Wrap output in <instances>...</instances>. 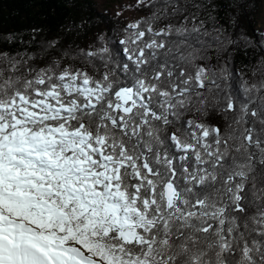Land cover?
Instances as JSON below:
<instances>
[{"label": "snow or ice", "instance_id": "obj_1", "mask_svg": "<svg viewBox=\"0 0 264 264\" xmlns=\"http://www.w3.org/2000/svg\"><path fill=\"white\" fill-rule=\"evenodd\" d=\"M134 7L43 66L0 35V264H264V28Z\"/></svg>", "mask_w": 264, "mask_h": 264}, {"label": "trees", "instance_id": "obj_2", "mask_svg": "<svg viewBox=\"0 0 264 264\" xmlns=\"http://www.w3.org/2000/svg\"><path fill=\"white\" fill-rule=\"evenodd\" d=\"M262 1L246 0L247 7L241 11L232 0H214L218 5L215 15L225 27H229L230 16L238 15L240 27L255 38L253 29H259L256 25ZM133 8L141 14L139 18L149 15L151 11ZM125 25L120 15L109 10H98L93 0H0V35L12 33L16 36V41L5 45V49L32 54L38 66L54 58L59 59L63 50L70 46L87 47L95 36L101 34L119 48L116 42L124 35ZM33 29L38 31L33 32ZM53 40L57 41L56 46L48 47ZM259 57H264V51L250 50L247 57L242 53L237 54L235 69L247 72L243 65L251 66ZM63 63L69 61L65 59Z\"/></svg>", "mask_w": 264, "mask_h": 264}, {"label": "rangeland", "instance_id": "obj_3", "mask_svg": "<svg viewBox=\"0 0 264 264\" xmlns=\"http://www.w3.org/2000/svg\"><path fill=\"white\" fill-rule=\"evenodd\" d=\"M93 2L98 10H109L110 12L120 13L126 25L137 20L141 16V14L133 8L137 0H93ZM256 26L259 29L264 28V0L258 12Z\"/></svg>", "mask_w": 264, "mask_h": 264}]
</instances>
